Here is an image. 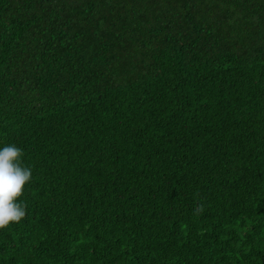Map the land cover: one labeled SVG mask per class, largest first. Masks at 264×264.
I'll list each match as a JSON object with an SVG mask.
<instances>
[{
    "label": "trees",
    "instance_id": "trees-1",
    "mask_svg": "<svg viewBox=\"0 0 264 264\" xmlns=\"http://www.w3.org/2000/svg\"><path fill=\"white\" fill-rule=\"evenodd\" d=\"M9 145L0 264H264V0H0Z\"/></svg>",
    "mask_w": 264,
    "mask_h": 264
},
{
    "label": "clouds",
    "instance_id": "clouds-1",
    "mask_svg": "<svg viewBox=\"0 0 264 264\" xmlns=\"http://www.w3.org/2000/svg\"><path fill=\"white\" fill-rule=\"evenodd\" d=\"M23 151L15 145L0 149V229L19 223L26 216V204L18 202L32 179V169L22 162Z\"/></svg>",
    "mask_w": 264,
    "mask_h": 264
}]
</instances>
